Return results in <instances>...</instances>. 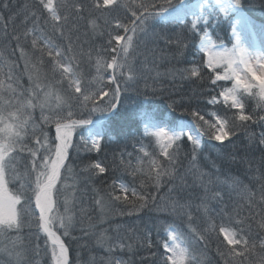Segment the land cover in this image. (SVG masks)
<instances>
[{
	"label": "snow or ice",
	"instance_id": "snow-or-ice-1",
	"mask_svg": "<svg viewBox=\"0 0 264 264\" xmlns=\"http://www.w3.org/2000/svg\"><path fill=\"white\" fill-rule=\"evenodd\" d=\"M249 7L247 0H31L23 5L0 0V75L9 81L5 85L0 80V238L5 242L0 245V264H37L41 236L51 264H70V245L64 238L75 239L72 233L77 221L71 214L75 203L70 204L66 198L61 204L59 199L67 187L66 174L83 176L88 188L96 181L106 182L105 174H110L116 165L132 177L131 182H123L127 179L124 176L118 186L113 180L107 189H92L94 206L104 213L107 198L119 216L136 215L142 219V212L161 210L156 192L163 185H168L169 192L195 187V182L185 185L179 171L185 142L191 145L188 156L190 165L195 166L202 155L204 137L220 149L235 144L233 138L239 139L238 132H244L249 147L260 153L258 159L255 155L241 158V163L249 165L245 176L258 172L251 181L253 186L260 185L259 201L242 179L226 174L213 162L215 172L197 169L199 175L208 176L207 184L202 182L204 195L194 197L199 201L195 205L197 216L208 225L199 232L191 230L192 239L202 243L205 250L199 257L190 251L191 244L173 225L165 229L168 238L162 242L164 251L159 252L161 245H154L151 229L145 224L142 235L126 239L142 241L139 248L149 256L139 261L126 260L116 253L136 255L139 249L125 242L117 225L115 238L102 236L98 240L107 253L99 264H213L205 255L213 234L218 257L215 264H264V239L253 234L254 223L264 230V130L258 135L250 131L254 125L264 129V40L260 48L246 46L245 33L250 25L245 14ZM237 25L241 26L239 30ZM81 27L92 41L87 48L79 36ZM227 28L234 41L230 48L217 44L211 35L216 29ZM259 35L264 37V26ZM93 37L101 42L99 48ZM93 54L97 56V74L88 81L76 62L87 58L91 63ZM197 54L203 55L199 63ZM157 59L171 66L161 72ZM19 61H23L22 69ZM181 64L185 66H178ZM17 69L27 74V87L21 83L23 75ZM168 77L208 89L202 93L211 97L207 104L214 105L222 99L235 110L233 115L216 116L211 122L189 98L169 105L173 112L182 109V116L191 117L189 122L175 124L157 117L145 105L165 90L157 89L155 84L167 82ZM149 79L153 81L150 90ZM141 80L145 83L143 91L138 87ZM221 81H231L232 86L224 88L218 83ZM217 88L222 90L213 94ZM130 92L144 99L134 107H126ZM246 98L256 99L258 111L246 112ZM37 109L39 121L34 115ZM52 128L54 137L49 136ZM146 137L155 138L158 153L143 147L141 141ZM130 141L140 145L138 152L135 145L133 152H126ZM110 145L121 149L118 164L116 152L110 162L104 154ZM73 152L82 165L79 173L70 163L75 159ZM81 152L85 155L81 156ZM91 153L96 155H88ZM133 159L140 166L133 167ZM225 160L232 164L236 157L229 153ZM252 165L258 167L253 169ZM220 175H226V179L220 180ZM136 180L140 181L139 190ZM10 184L18 188L13 191ZM149 185L156 191L148 192ZM72 187L75 189V183ZM237 189H242L249 201L250 214L240 219L232 215V192ZM192 206V200L177 199L163 210L191 225ZM256 207L259 211L252 214ZM236 215H240L239 211ZM225 217L227 223L217 224ZM25 227L30 232L34 229V244L31 237L22 236ZM154 247L156 251H152ZM90 264H97L96 259Z\"/></svg>",
	"mask_w": 264,
	"mask_h": 264
},
{
	"label": "trees",
	"instance_id": "trees-1",
	"mask_svg": "<svg viewBox=\"0 0 264 264\" xmlns=\"http://www.w3.org/2000/svg\"><path fill=\"white\" fill-rule=\"evenodd\" d=\"M71 2V0H69ZM139 2V0H137ZM250 7L247 10V13L255 18L256 20L264 23V7H261V0H247ZM14 3H18L23 5L24 3H31V0H14ZM83 23V22H82ZM159 28V25H157ZM90 31V29H89ZM212 38L215 39L217 42H221L227 46L231 44V29L227 28V30L216 29L214 33H211ZM80 39L85 42V47L87 48V44L91 43L92 41L88 39L85 35V29L81 27L79 33ZM217 37L219 39H217ZM96 42L97 48H99L100 41L96 40L95 37L92 38ZM198 43V41H197ZM163 47V45H161ZM30 51V49H28ZM19 53H17L18 55ZM103 55V54H101ZM159 57V54H158ZM106 58V57H105ZM97 56L93 54L92 62L90 63L87 58L83 61H77L79 63V71L84 76L85 80L91 81L93 77L96 76V67H95V60ZM142 59V57H141ZM188 59L191 60L192 56L188 55ZM203 59L202 54H197L196 60L197 62H201ZM172 63H175L172 61ZM20 69L23 68V61H19ZM157 64L162 65L159 67L161 72H164L167 67L171 65L166 62H161L157 59ZM75 67V64L73 65ZM183 67L185 65L181 64L178 65ZM20 69H17V72L20 73ZM3 72L7 73L8 68L4 67ZM205 78H207L208 70L204 69ZM23 75V79L21 83L24 84L25 87L28 85L27 81V74L20 73ZM107 75V73H103ZM155 75V72L152 73ZM0 80H3L5 85L9 83L7 78L4 75H0ZM165 83L161 84L157 82L155 87L160 89L163 87L165 90L163 92H158V94L154 98L151 99L150 105H145L149 112L154 113L157 117L162 116L163 120L166 122H174L177 124L180 121L189 122L191 117L188 115H181L182 109L176 108L173 112L169 105L173 103V101L180 102L182 99L183 101L187 102L189 98L193 101V107L198 108L201 111V114L205 115V119L214 122L216 116H220L221 118L231 117L235 110L229 109L226 104L222 101V99L214 104L209 105L207 104V100L210 99V96L204 95L202 93L207 92L208 89H201L198 84H194L187 81H182L178 77L173 81L170 77L166 78ZM224 88L231 87V81H221L218 82ZM149 90L153 86V81L151 79L148 80ZM14 87V85H13ZM138 87L141 91L145 90V83L143 80L140 81ZM221 88H217L216 92L213 94H217ZM63 95V93H61ZM130 99L126 102V107H134L135 104L143 100L142 96L137 97L134 92H130ZM75 110V109H74ZM253 111H258L256 99L253 98H246V112L251 113ZM35 118L39 121L40 117V110L37 109L35 112ZM260 126L254 125L250 131L255 132L257 135L260 131H262ZM55 131L54 128L49 130V136L54 137ZM239 139L233 138L235 140V144H228L226 141L225 143L228 144L226 148H214L212 145L215 143L213 141H208L207 137L203 138L202 142V155L201 158L198 160L195 166L190 165V157L188 153L191 151V145L185 142L184 151L182 152V163L180 165V173L184 176L183 183L187 186H192L195 182V187H188L186 191L178 192L168 191V185H163L159 192H156L158 197V203L161 205V210L153 211L151 213L145 214L140 213L139 215L142 219H138L136 215L131 217L124 216L121 217L115 213V209L112 207L111 202L105 198V212L101 213L98 208L94 206V202L92 200L93 191L92 189H107L109 185H111L112 181L115 180L116 185L118 186L122 180L121 178L127 176V179L123 182L130 183L132 177L124 173L122 169H118L116 165H113L112 172L106 173L105 176L107 177L106 182L96 181L93 184H90L88 188H85L83 180V176H79L74 178L71 175H68L66 180L67 187L64 189L63 193L60 195L59 199L61 204L67 198L71 203H75V207L72 209V213L76 219V226L75 230L72 233V238H64L65 243L70 245L69 255H70V264H90V261L95 258L97 264H99L100 259L105 257L107 253L105 252L104 248L100 246L98 240L101 237L106 238H115L117 236L116 227L117 225L120 226V236L125 237L126 243H133L139 249L136 255H132L130 253H120L117 252V256H123L124 259H132L134 261H139L140 257L142 256H149V252L145 251L142 248H139V244L142 241H137L135 238L133 240L126 239L127 236H140L143 234L144 226L147 224L151 229V238L154 243H160L159 252H163L162 242L167 239V233L165 229L169 225H173L177 227V230L184 234L183 238L191 244L190 251L193 252L194 255L200 256L203 253L204 247L203 244H197L192 239V229H195L197 232L201 231L204 228H207L208 225L204 223L203 219L197 216L196 207L195 205L199 203L198 200H194L196 195L203 196L204 191L202 187V182L207 184L208 176L199 175V172L202 173H210L215 172V169L212 167L213 162H215L217 167H220L226 174L232 175L234 177L240 178L243 180L244 185H246L254 194L255 199L257 201L260 200V192H259V183H255L253 186V182L251 181L252 176L258 175V172H251L248 173L247 176L244 175L246 170L249 168V165L245 163H241V158H245L248 155H255V157L259 158V151L255 148L249 147L248 137L244 132H238ZM77 138H74V140ZM141 144L148 152L156 151L158 153L159 149L156 145V141L154 137H146L141 141ZM133 145H135L137 152L139 151L140 145H136L135 141H130L129 146L126 149V152H133ZM121 151L120 148H117L115 145H110L104 149V154L107 156V160L110 162L112 160L113 152L117 153V164L120 162L119 152ZM229 153H232L236 157V162L229 164L226 162L225 157L228 156ZM81 156L85 155L84 152L80 153ZM91 156H95V153L88 154ZM135 155V153H134ZM72 156L75 158L76 153L73 152ZM103 157H101L102 159ZM127 157H125V163H127ZM71 166L74 169V172L79 173L82 170V165L80 164V160L78 158L73 159L70 161ZM133 167H138L140 165L137 164V160L133 159L131 161ZM144 167H147V162L145 161ZM253 169L258 167V165H252ZM199 169V172H197ZM215 179V176L212 177ZM220 180H225L226 175H220ZM75 183V189H73L72 185ZM179 184L180 181H177ZM135 186L139 190L140 188V181L136 180ZM10 189L15 191L18 188L16 184H10ZM212 187V185H209ZM148 192H155L156 190L149 185L147 187ZM233 199L231 201L233 205V212L232 215L235 219H240L242 217H247L249 213L248 203L245 194L243 193L242 189H237L232 192ZM159 197H164L163 200H160ZM74 198H76L74 200ZM181 199V202H187L189 200L193 201V206L191 209V215L193 218L194 223L189 225L186 220L185 222L179 221L176 217L170 214L169 211H164V207L170 208L173 201ZM214 204L215 202H211ZM211 206V204H210ZM83 209L84 211H81ZM61 211H63V207H61ZM239 211L240 215L237 216L236 212ZM259 208L256 207L252 214L258 212ZM104 216L102 220L101 217ZM256 220L259 221V216H256ZM228 218L225 217L223 221L218 220L217 224L219 223H227ZM253 234L259 235L261 239H264V230L258 228V226L254 223L253 224ZM22 236L25 238L31 237V243H35L34 239V229L30 232L27 227L23 230ZM25 243H29L28 239H25ZM258 242V241H257ZM5 243L2 238H0V245ZM40 255L36 258L37 264H51L50 255L46 254L44 251V238L41 236L40 238ZM8 246L11 248V242H8ZM152 251H156L154 247ZM208 259L213 260V264H215V260L218 259L216 255V244H215V234H213L212 241L208 243L207 251L205 253ZM4 259H7L4 257ZM222 264V262H221Z\"/></svg>",
	"mask_w": 264,
	"mask_h": 264
},
{
	"label": "bare ground",
	"instance_id": "bare-ground-1",
	"mask_svg": "<svg viewBox=\"0 0 264 264\" xmlns=\"http://www.w3.org/2000/svg\"><path fill=\"white\" fill-rule=\"evenodd\" d=\"M247 18H248L250 27H249L248 31L245 33V37L247 40L246 46L250 45L254 48H260L261 42H262V40H264V37H261L259 35V29L261 26H264V25L255 21L254 19L250 18L249 16H247ZM252 25H254L255 27L252 28L251 27ZM240 27H241L240 25H237L238 30L240 29Z\"/></svg>",
	"mask_w": 264,
	"mask_h": 264
},
{
	"label": "rangeland",
	"instance_id": "rangeland-1",
	"mask_svg": "<svg viewBox=\"0 0 264 264\" xmlns=\"http://www.w3.org/2000/svg\"><path fill=\"white\" fill-rule=\"evenodd\" d=\"M246 15L250 17V15H249L247 12H246ZM250 18H251V17H250ZM252 19H254V18H252ZM254 20H255V19H254ZM212 39H213V38H212ZM213 40L216 41L215 39H213ZM233 42H234V41L231 40V44H230V46H227V45H225V44H223V43H221V42L219 43V42L216 41L217 44H223L225 47H229V48L232 46V43H233ZM218 70H220V69H218ZM182 123H184V121H180V122H178L177 124H182Z\"/></svg>",
	"mask_w": 264,
	"mask_h": 264
}]
</instances>
